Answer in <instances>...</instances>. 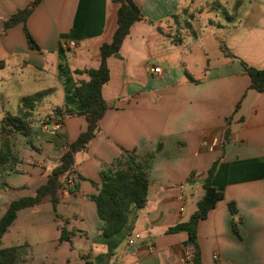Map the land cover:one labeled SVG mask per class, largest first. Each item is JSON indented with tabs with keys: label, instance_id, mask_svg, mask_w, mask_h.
Instances as JSON below:
<instances>
[{
	"label": "crops",
	"instance_id": "0c3cea01",
	"mask_svg": "<svg viewBox=\"0 0 264 264\" xmlns=\"http://www.w3.org/2000/svg\"><path fill=\"white\" fill-rule=\"evenodd\" d=\"M30 1L0 0V23ZM135 2L144 19L107 58L110 77L101 92L108 108L98 132L74 154L56 205L44 198L19 209L1 245L26 243L27 264H190L186 232L165 230L196 210L217 159L211 184L222 197L197 223L200 260L264 264V92L249 88L242 64L264 68V0ZM116 10L111 0H41L25 22L39 52L28 47L20 23L0 34V98L10 102V87L21 89L16 103L42 92L27 136L17 138L19 162L2 177L0 217L10 201L34 195L65 144L85 128L82 116L68 114L84 108L73 92L88 76L75 70L98 66ZM122 149L153 154L148 190L144 205L106 237L91 196L100 170ZM61 227L70 232L63 241Z\"/></svg>",
	"mask_w": 264,
	"mask_h": 264
},
{
	"label": "trees",
	"instance_id": "16d2710c",
	"mask_svg": "<svg viewBox=\"0 0 264 264\" xmlns=\"http://www.w3.org/2000/svg\"><path fill=\"white\" fill-rule=\"evenodd\" d=\"M41 0H32L23 8L17 9L0 23V34L7 28L18 23L22 29L28 47L39 52L40 49L34 38L28 32L25 22L27 16ZM117 4L116 27L111 40L99 46V64L95 68L77 69L75 73H84L87 80H79L76 83L73 95L84 107L78 112L68 114L79 115L85 119V128L71 142L65 144V149L58 162L45 171V182L39 185L34 195L18 197L10 201L5 212L0 217V264H27L28 245L26 243L3 247L1 239L8 226L16 217L19 209L35 206L44 198H48L53 206L58 202V194L63 186L64 178L72 171L74 154L86 150L91 139L99 130V121L108 108L102 96V87L109 80V68L107 58L119 52L124 38L130 32L131 26L144 19L140 6L135 0H111ZM175 17V16H173ZM160 32L161 29L158 28ZM177 41V40H175ZM224 54H229L225 46H220ZM250 77L249 88L257 92H264V68L258 69L242 63ZM42 92L33 93L20 99V105L15 113L7 112L0 119V187H6L2 180L4 174L14 171L19 162L17 154L12 150L9 135L17 132L22 136L28 134V119L32 115L36 102ZM59 116L61 110H52ZM59 121V120H57ZM227 134V133H226ZM153 154L148 152L138 156L133 150H121L120 156L111 167L100 170V186L98 192L91 196L95 203L96 212L101 220V233L108 237L119 232L128 222L134 209L141 208L148 190V178L146 167ZM217 165V159L210 165L202 181L203 195L197 202L196 210L187 221L177 222L169 226L165 233H177L184 231L191 244L188 249L191 253L190 264H202L196 239V226L200 219L206 217L208 211L214 207L222 194L211 184V176ZM230 211L234 214L236 208L229 203ZM70 232L61 227L59 240L67 239Z\"/></svg>",
	"mask_w": 264,
	"mask_h": 264
},
{
	"label": "rangeland",
	"instance_id": "374dc122",
	"mask_svg": "<svg viewBox=\"0 0 264 264\" xmlns=\"http://www.w3.org/2000/svg\"><path fill=\"white\" fill-rule=\"evenodd\" d=\"M229 2L231 3V0H229ZM1 72H4V70L0 69V74ZM21 89L19 87H16L14 88V90L11 89L10 87V90L9 92H11V99H10V102L8 103L5 100H2L0 98V113L3 111H8V112H13V110H15V107H16V104L20 105V101L18 103H16V101L14 100V97L15 95H18V92L20 91ZM3 114V113H2ZM19 134L17 132H14L12 134H10L8 137H9V141L11 143V146H12V150L14 152H16L18 150V141L17 138H18ZM16 150V151H15Z\"/></svg>",
	"mask_w": 264,
	"mask_h": 264
},
{
	"label": "built area",
	"instance_id": "2783aa9c",
	"mask_svg": "<svg viewBox=\"0 0 264 264\" xmlns=\"http://www.w3.org/2000/svg\"><path fill=\"white\" fill-rule=\"evenodd\" d=\"M70 45H73V41H69L68 43H67V46H70ZM153 71L154 72H159L160 71V68L159 67H155L154 69H153ZM67 182H69V180H67ZM129 243H132V240H129ZM152 248V247H151ZM188 257L189 258H191V253L189 252L188 254ZM214 257H216V256H214Z\"/></svg>",
	"mask_w": 264,
	"mask_h": 264
},
{
	"label": "water",
	"instance_id": "95a60500",
	"mask_svg": "<svg viewBox=\"0 0 264 264\" xmlns=\"http://www.w3.org/2000/svg\"><path fill=\"white\" fill-rule=\"evenodd\" d=\"M115 55L117 56V54H115ZM184 244L185 245H190L191 244V240L188 239V240L184 241Z\"/></svg>",
	"mask_w": 264,
	"mask_h": 264
}]
</instances>
